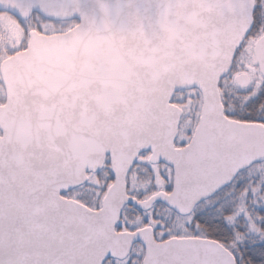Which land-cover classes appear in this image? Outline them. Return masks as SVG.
<instances>
[{
  "label": "snow or ice",
  "instance_id": "1",
  "mask_svg": "<svg viewBox=\"0 0 264 264\" xmlns=\"http://www.w3.org/2000/svg\"><path fill=\"white\" fill-rule=\"evenodd\" d=\"M0 264H264V0H0Z\"/></svg>",
  "mask_w": 264,
  "mask_h": 264
}]
</instances>
